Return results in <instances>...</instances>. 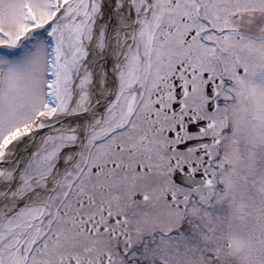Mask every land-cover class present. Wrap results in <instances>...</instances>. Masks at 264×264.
Listing matches in <instances>:
<instances>
[{"label":"snow or ice","instance_id":"obj_1","mask_svg":"<svg viewBox=\"0 0 264 264\" xmlns=\"http://www.w3.org/2000/svg\"><path fill=\"white\" fill-rule=\"evenodd\" d=\"M0 264H264V0H0Z\"/></svg>","mask_w":264,"mask_h":264}]
</instances>
